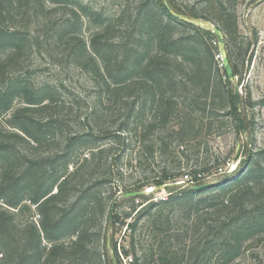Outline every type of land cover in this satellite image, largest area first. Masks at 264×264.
<instances>
[{"label":"trees","instance_id":"trees-1","mask_svg":"<svg viewBox=\"0 0 264 264\" xmlns=\"http://www.w3.org/2000/svg\"><path fill=\"white\" fill-rule=\"evenodd\" d=\"M69 3L70 0H0V84L6 81L8 66L21 60L26 48L32 44L26 31H29L34 19L33 27L38 39L35 43L52 40L54 45H63V40L73 35L77 40L74 59L82 63L88 58L94 66L92 72L104 80L101 85L107 90L112 83L117 85L113 90L136 84L134 89L141 90L142 101L135 115V120L139 119V122L134 126L136 130L140 129L137 133L140 132L142 141L146 140L149 132L161 125L166 126L174 114L181 120L178 128L181 135L201 131L204 123L202 119H194L196 110L208 115L210 122H217L218 113L225 110V116L240 132L245 133L240 123L242 110L237 104L235 85L216 58L220 51L217 35L181 17H203L198 11L190 10L188 14L175 0H139L131 31L143 43L138 46L134 56L130 51L116 56V68L113 70L110 56L114 51L110 45H100L99 41L113 28L112 23H106L99 12L83 4H78L69 14L63 13L60 21L51 19V10L66 8ZM220 5L217 27L224 34L226 53L234 72L241 78V64L255 41L246 44L238 39V27L236 23H231L225 1L221 0ZM84 16L106 23L105 29L95 35L90 45L79 34ZM24 20H30L29 25H22ZM176 25L192 29L190 35L175 37L173 30ZM154 43H158L161 54H151ZM171 55L177 57V62L174 61L177 68L186 67L181 76L171 73ZM101 59L104 65H101ZM186 59L191 60L190 65H186ZM204 59L208 60L207 71L203 65ZM123 63L125 67H118ZM210 69H215L213 78ZM135 78L137 80L133 82ZM189 86H192L190 90L187 89ZM171 90H188L190 106H185L178 114L179 101L174 91L170 93ZM58 93L57 88L48 84L31 87L25 79H16L5 87L0 85V264H110V250L113 251L111 263L119 264V247L115 242L109 248L107 232L111 224L113 227L120 222L125 224L131 212L121 213L118 203L112 223L109 225V212L105 227H99V222L106 215V199L99 188L112 184L113 177H98L94 182L91 179L108 151L106 145L96 142L112 134L118 138L125 136V132L130 131V113L117 131L103 129L97 133L87 127L89 131L72 137L64 150L43 152L48 137L62 126L60 120L49 118L55 110ZM148 103L158 104L153 118L146 121L144 112ZM6 113H10V116L4 119ZM122 138L125 141V137ZM82 143L96 146L97 151L91 157L86 153L81 158L82 162L77 159L76 168L68 176L63 175L73 163L72 149ZM221 162L226 163L217 157L211 165L208 163L183 173L192 176L191 180H196L197 186H206L171 193L161 203L165 206L178 205L180 216L191 219V226L195 229L207 225L212 232H226L221 239L220 257L231 262L239 256L245 242L255 237L264 238V149L256 152L248 150L236 173H227L216 183L201 182L214 173L212 169L218 172L223 165ZM61 166L64 172L59 174L57 170ZM171 178L172 175L165 173L154 179V183H136L132 188L159 186ZM55 188L57 190L53 192ZM74 192L77 198L71 201ZM115 195L117 192L112 190L111 201ZM137 198H125L124 201ZM155 205L153 201L150 202V212ZM33 212L31 218L25 217ZM138 220L136 218L128 224L132 232H136ZM151 221V226L158 229L163 240L169 238L159 229L166 224L161 222L159 215H153ZM138 245L139 241L132 239L131 249L124 248L123 253L134 256L133 264H147L152 256L144 254V259L138 258ZM203 247L197 260L205 254ZM164 253V264H178L180 261L177 253Z\"/></svg>","mask_w":264,"mask_h":264},{"label":"rangeland","instance_id":"rangeland-1","mask_svg":"<svg viewBox=\"0 0 264 264\" xmlns=\"http://www.w3.org/2000/svg\"><path fill=\"white\" fill-rule=\"evenodd\" d=\"M175 1L186 10V13L190 14V10L198 11L203 15L199 18L218 26L216 17L221 11V0ZM223 1H225L226 12L230 16L231 23H236L238 27V39L245 41L246 44L248 41H255L247 53L245 62L241 64L242 77L233 80L235 89L236 86H239L240 90V108L246 128L245 133L240 132L232 120L225 116V110H220L215 120L217 122H210L208 115L196 110L194 119H202L204 123L201 131L194 130L191 134L181 135L178 131L181 120L174 114L166 126L161 125L149 132L146 140L142 141L140 132L137 133L140 129L136 130L137 127L134 126L139 122V119L135 120V115L139 111L140 101H142L141 90L134 89L136 84L130 88L124 85L119 90H113L117 85L111 82L110 89L107 90L101 85L104 80L92 72L94 66L88 58L82 63L74 59V46L77 40L73 35L64 39L63 45H54L52 40L49 42L41 40L40 44L35 43L38 39L35 37L37 32L33 27L34 19L29 31H26L30 34L29 37L32 40L30 43L32 44L26 48L21 60L8 66L6 81L0 84L1 87H5L15 82L16 79H25L31 87L38 88L48 84L58 89L59 96L54 107L55 110L52 111L49 118L60 120L62 126L48 137L42 148L43 152L64 150L72 137L84 135L89 130H94L97 133L103 129L117 131L121 123L127 120L126 115L130 113V131L125 132V136H122L125 137V141L122 137L118 138L112 134L96 142L106 145L108 151L91 182H94L98 177H113L112 184H106L99 188L102 196L106 199V215L99 222V227H105L107 215L112 207L111 203L117 195L120 196L119 211L121 213L131 212V216L125 219V224L122 225L120 222L114 227L112 224L110 225L107 232V242L110 239L109 248L117 242L122 252L124 248L130 250L131 241L135 239L139 241L137 257L144 259V254L152 256L147 264H164L162 261V257L165 255L164 251L177 253L180 260L178 264H264V238L255 237L254 240L245 242L235 260L225 261L220 257V249L222 248L221 239L223 240L226 232L218 233L217 230L212 232L207 225L195 229L191 226V219L180 216L178 205L165 206L161 203L162 200L168 199L171 193L176 194L197 186L196 180L191 182L192 176H189V181L183 173H189V171L208 163L211 165L210 163H213V160L218 157L226 163L221 162L223 165L218 172L216 169H212L214 173L201 180L206 184L216 183L227 173L232 174L239 170L240 163L247 156L248 150L256 152L264 149V0ZM78 4L91 7L93 11L99 12L104 17L106 23H112L113 28L105 38L99 41L100 45L107 43L114 51L110 56V65L113 70L116 68V56H122L125 51H130L134 56L138 46L143 43L140 38L133 36L131 31L139 0H70L68 7L51 10V19L62 20L61 15L69 14ZM23 22L25 23L21 24L27 26L30 20ZM106 23L102 24L84 16L83 27L79 34L90 45L95 35L105 29ZM191 30L176 25L173 32L175 37H182L183 34L188 37ZM39 32L43 33L42 30ZM159 48L158 43H154L151 54H161L162 50ZM170 59L173 63L172 75L181 76L184 74L186 67L177 68L174 64V61L177 62V57L171 55ZM185 61L186 65H190V59ZM100 63L101 65L105 64L102 59ZM203 65L207 71L209 69L207 59L203 60ZM125 66L124 63L118 64V67ZM208 75L209 72L206 76ZM210 75L211 78L215 76V69L212 71L210 69ZM108 79L106 80L108 81ZM136 80L135 78L133 82ZM191 88L192 86H189L187 89ZM173 91L179 101L176 111L178 114L185 106H190V98L188 90H171L170 93ZM157 104H147L144 120L149 121L153 118ZM188 110L190 109L188 108ZM5 115L4 119L8 118L10 113ZM201 122L199 121V123ZM87 127L89 130L86 129ZM90 141L95 142L94 140ZM94 147L96 146L85 143L74 146L72 149L73 163L65 172L63 166L59 167L57 173L64 172L63 175L68 176L76 168L77 159L82 162L81 158L86 153L91 157L97 151ZM165 173L172 175V178L162 185H148L140 189L132 188L136 183H154V179ZM88 182L91 183L90 180ZM111 187L113 191L117 192L112 201L110 199ZM127 187L131 188L128 191L149 187H152L154 191L125 202V198L121 195ZM56 190L57 188L53 192ZM124 192L126 191L124 190ZM74 198H77L75 192L72 194L71 201ZM152 201L156 205L150 212L149 205ZM134 205L136 207L133 210ZM33 214L34 212L26 214L25 217L31 218ZM153 215H159L161 222L166 223L162 228H159L162 233L169 236V238H164L165 241L157 232L158 229L151 226L150 221ZM136 218H139L137 230L132 232L128 224L133 223ZM100 244H103V239ZM203 246H205V254L197 260L201 249H204ZM111 253H113L112 250L108 252L110 264H112ZM131 256L134 263L135 258L133 255ZM121 261L123 262V257H121ZM120 262L119 264H121Z\"/></svg>","mask_w":264,"mask_h":264},{"label":"water","instance_id":"water-1","mask_svg":"<svg viewBox=\"0 0 264 264\" xmlns=\"http://www.w3.org/2000/svg\"><path fill=\"white\" fill-rule=\"evenodd\" d=\"M181 17L183 19L191 22V23H194V24L202 27V28L212 30V32H214L217 35L218 40H219V45H220V52L223 54V60H222L223 67H224L228 77L231 80H236L237 76L234 72V69H233V66L230 62V59L226 53L225 38H224V34L221 31V29L218 28L216 25H213L211 22L204 20V19H201V18H193L190 16H181ZM236 98H237L238 107H240L241 100H240L239 86H236ZM240 123H241V127H242L243 132H246V128H245L242 117H240ZM165 186H167V185H165ZM204 186H206V185H199V186H195L194 188L199 189V188H202ZM153 191H154V189L152 187L151 188L149 187L147 189L126 191V192H123V194L121 196L123 198L138 197V196L146 195V194L151 193ZM119 199H120V196L117 195L113 201L112 207L110 209L109 225L112 223V221L114 219V214L116 212V208H117V204H118ZM108 245H110V239H108Z\"/></svg>","mask_w":264,"mask_h":264},{"label":"built area","instance_id":"built-area-1","mask_svg":"<svg viewBox=\"0 0 264 264\" xmlns=\"http://www.w3.org/2000/svg\"><path fill=\"white\" fill-rule=\"evenodd\" d=\"M216 58L218 60H220V67H223V62H222L223 54L220 51L216 55ZM186 178H187V180L190 181L189 176H186ZM191 182H192V180H191ZM119 253H120L121 257H123V262L122 261L120 262L121 264H133V257L131 255H124L121 249H119Z\"/></svg>","mask_w":264,"mask_h":264},{"label":"flooded vegetation","instance_id":"flooded-vegetation-1","mask_svg":"<svg viewBox=\"0 0 264 264\" xmlns=\"http://www.w3.org/2000/svg\"><path fill=\"white\" fill-rule=\"evenodd\" d=\"M113 204V203H112Z\"/></svg>","mask_w":264,"mask_h":264}]
</instances>
